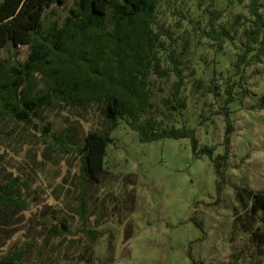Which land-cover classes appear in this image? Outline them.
Listing matches in <instances>:
<instances>
[{"label": "rangeland", "instance_id": "374dc122", "mask_svg": "<svg viewBox=\"0 0 264 264\" xmlns=\"http://www.w3.org/2000/svg\"><path fill=\"white\" fill-rule=\"evenodd\" d=\"M73 1L47 9L42 29L62 22ZM248 4L163 0L156 13V29L172 35L161 38V67H171V50L184 53L185 108L179 114L167 104L174 73L153 75L146 117L164 128L190 127L198 150L211 148V158L194 156L189 139L143 143L119 120L110 132L105 172L93 185L80 176L77 152L62 150L55 136L70 131L82 146L88 132L108 131L110 123L95 104H56L31 127L0 120V184L13 179L15 194L29 202L27 210L0 224V255L24 247L26 264H264V244L252 239L253 231L264 232V223L236 198L240 189L264 190V56L241 70L234 66L250 25ZM260 12L264 15V8ZM237 19L231 38L207 34L211 21L220 30ZM28 53L27 46L8 44L0 49V63L23 62ZM225 111L232 131L219 178L212 158L224 152ZM48 122L52 127L45 134Z\"/></svg>", "mask_w": 264, "mask_h": 264}, {"label": "trees", "instance_id": "16d2710c", "mask_svg": "<svg viewBox=\"0 0 264 264\" xmlns=\"http://www.w3.org/2000/svg\"><path fill=\"white\" fill-rule=\"evenodd\" d=\"M68 1L0 0V49L8 44L13 49L29 48L23 62L0 63V120L10 118L31 127L35 120L43 118L46 109L56 104H95L110 123L108 131L88 132L82 146L70 131L55 136V144L62 150L77 152L80 176L93 185L100 183L105 172L107 148L112 142L110 132L117 128L119 120H125L143 143L165 138L189 139L194 156L205 154L211 158V148L198 150V140L190 127L164 128L146 117L152 106L153 75L167 78L174 73L176 80L167 104L179 114L185 108L180 97L185 81L184 53L170 51V68H162L160 63L159 51L164 49L161 38L172 37L169 30L156 29V13L163 0H74L62 22L55 20L42 29L44 12L53 5L64 8ZM262 8L264 4L249 0L250 25L244 30L243 51L234 63L237 70L260 63L264 56ZM214 20L207 31L214 38H228L238 24L237 19L229 29L221 25L217 30ZM227 93L226 103L230 104L233 99L229 90ZM225 122L224 152L212 158L219 178L230 152L232 124L228 111ZM51 127L48 122L45 134ZM14 187L13 179L0 184V224L29 207V202L15 194ZM216 191L220 193L219 182ZM236 198L250 216L264 223V190L240 189ZM86 233L96 238L95 231ZM252 239L258 245L264 244V232L253 231ZM6 243L4 238L1 245ZM108 246L111 249V239ZM27 259L26 249L15 247L0 255V264H26ZM112 259L113 250L109 257Z\"/></svg>", "mask_w": 264, "mask_h": 264}]
</instances>
